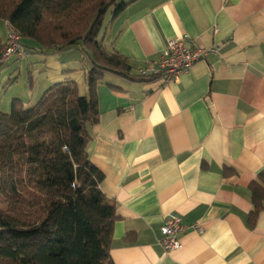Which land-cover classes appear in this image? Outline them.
<instances>
[{
    "label": "crops",
    "instance_id": "obj_1",
    "mask_svg": "<svg viewBox=\"0 0 264 264\" xmlns=\"http://www.w3.org/2000/svg\"><path fill=\"white\" fill-rule=\"evenodd\" d=\"M109 21L106 48L133 75L171 40L224 44L177 83L113 74L98 83L88 155L117 206L113 263L264 264V211L250 225V185L264 172V0H137ZM170 215L186 232L167 253L160 240Z\"/></svg>",
    "mask_w": 264,
    "mask_h": 264
},
{
    "label": "trees",
    "instance_id": "obj_2",
    "mask_svg": "<svg viewBox=\"0 0 264 264\" xmlns=\"http://www.w3.org/2000/svg\"><path fill=\"white\" fill-rule=\"evenodd\" d=\"M135 1L0 0V21L20 34L25 49L82 47L91 63L87 96L66 80L33 107L14 99L9 113L0 112V264H114L117 206L101 191L105 176L88 146L99 122L97 85L107 74L159 79L133 75L128 59L105 45L107 16L112 23ZM250 190L255 226L264 211V172Z\"/></svg>",
    "mask_w": 264,
    "mask_h": 264
},
{
    "label": "rangeland",
    "instance_id": "obj_3",
    "mask_svg": "<svg viewBox=\"0 0 264 264\" xmlns=\"http://www.w3.org/2000/svg\"><path fill=\"white\" fill-rule=\"evenodd\" d=\"M110 18L111 14L107 16L105 26ZM7 33L6 24L0 21L2 41L6 40ZM26 50L28 55L25 58H14L0 70L1 107L5 100L11 105L12 99H18L25 108L33 107L48 89L66 80L75 81L81 96H86L88 86L83 71L89 72L90 61L82 47L65 49L60 53ZM67 70L70 72L64 74Z\"/></svg>",
    "mask_w": 264,
    "mask_h": 264
},
{
    "label": "built area",
    "instance_id": "obj_4",
    "mask_svg": "<svg viewBox=\"0 0 264 264\" xmlns=\"http://www.w3.org/2000/svg\"><path fill=\"white\" fill-rule=\"evenodd\" d=\"M223 43L211 47L197 45L188 36L171 40L162 55L155 61L139 68L137 74L141 77H161L165 85L179 82L181 77L189 73L199 62L206 60L210 55L218 54ZM28 55L20 34L8 28V39L0 50V69L12 59H22ZM198 232H202L196 226ZM186 232V228L180 217L170 215L165 219L161 228L162 238L160 245L165 252L171 253L180 250L183 245L180 236Z\"/></svg>",
    "mask_w": 264,
    "mask_h": 264
}]
</instances>
